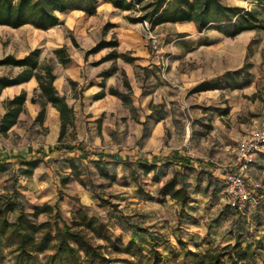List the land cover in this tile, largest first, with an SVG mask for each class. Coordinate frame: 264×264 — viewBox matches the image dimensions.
<instances>
[{
	"label": "rangeland",
	"instance_id": "374dc122",
	"mask_svg": "<svg viewBox=\"0 0 264 264\" xmlns=\"http://www.w3.org/2000/svg\"><path fill=\"white\" fill-rule=\"evenodd\" d=\"M222 1L248 10L258 8L264 17V5L256 0ZM88 9H94V5ZM110 16L123 23L117 29L125 34L124 40L135 41L139 51L147 49L150 56L146 57L151 60L146 64L141 58L125 65L116 78V89L129 101L131 97L143 101L149 96L158 102L155 106L146 103L142 107V103H137L134 107L131 100L124 106L123 113L128 110L126 116L110 114L95 118L88 112L92 103L85 97L90 88L99 87L98 74L103 67L96 63L102 55L86 58L85 51L112 31L114 25L105 27ZM123 21L117 13L101 8L95 17L85 11L61 15V26L47 31L32 26L18 29L0 26V58L8 54L21 58L34 49H41L40 62L53 66L57 75L55 85L63 90L64 83L70 90V99L78 101L77 128L73 134L72 129L68 131L64 142L83 144L89 152L129 154L131 160L140 154L151 160L152 155H160L167 149L182 152L185 164L190 167L181 166L177 172L169 168L166 176L173 174L188 186L192 195L189 203L182 207L171 197L160 200L157 192L162 180L140 175L141 182L136 185L130 178L128 165L110 163L100 168L97 160H83L78 158V153L44 155L58 143L59 134L54 133L56 122L48 120L47 115L39 122L26 109L25 116L8 135L0 133V154L5 157L41 154L39 179L48 180L49 184L39 187L30 182L21 176L19 162H14L0 179V192L12 190V179L16 178L18 191L25 195L29 205L36 202H31L35 199L30 197L26 199L28 194L23 193L24 188L43 191L45 201L47 196L54 197L53 205L58 207L61 202V205L79 203L81 184L91 188L103 185L104 200L88 206L89 215L109 222L106 235L113 239L121 236L127 243L133 235L131 225H138L142 231L137 237L153 235L161 251L180 250L179 240L187 242L190 249L208 251L234 244L240 233L244 245L258 239L264 245V153L258 156L250 175V183L260 185L261 202L248 203L242 209L230 208L221 174L233 168L237 140L255 126H264V30L228 38L215 32L199 33L193 24L169 23L152 30L148 22L130 26ZM59 47L66 48L73 63L60 62L55 53ZM242 67L243 72L236 74ZM19 71L0 67V76L15 75ZM63 72L69 76L65 78ZM226 73L230 74L227 79ZM27 87L38 98L32 86ZM8 99L3 94L1 111L5 110ZM149 109L153 116L159 112L165 117H149L145 113ZM161 120L165 122L164 135L154 144V126ZM142 124L147 126L143 133ZM137 187L141 195L136 193ZM59 209L64 217L66 211ZM0 264L12 262L5 256ZM251 264H264V250L257 252Z\"/></svg>",
	"mask_w": 264,
	"mask_h": 264
},
{
	"label": "trees",
	"instance_id": "16d2710c",
	"mask_svg": "<svg viewBox=\"0 0 264 264\" xmlns=\"http://www.w3.org/2000/svg\"><path fill=\"white\" fill-rule=\"evenodd\" d=\"M99 1L0 0V26L14 29L32 26L47 31L61 25L60 15L85 11L93 16ZM104 1L129 11L126 19L130 23L148 22L152 30L163 24L179 22H193L199 33L216 30L232 38L245 31L264 30V17L260 9L248 10L242 6L226 4L222 0ZM256 1L259 5H264V0ZM91 5H94V9L89 10ZM118 45L117 39H102L86 52V57ZM41 53V49H34L21 58L13 54L0 58V67L20 69L15 75L0 76V99L5 89L37 80L38 88L35 92L38 93V98L34 96L32 101L40 103L41 111L36 120L44 121L49 104L56 108L60 114L59 142L62 143L70 129L74 133L77 115L74 107L69 105L66 95L60 94L56 88L57 76L53 66L41 64ZM55 53L64 65L72 60L65 47L57 48ZM119 57L116 51H112L96 64L117 60ZM243 68L237 70L236 74H241ZM117 70V67H112L101 76L108 78ZM229 76L226 73L225 78ZM125 84H128L127 81ZM102 86L105 87V83ZM112 94L117 93L112 90ZM103 96L105 94L98 98ZM27 100L28 92L22 90L5 101V112L0 118L2 135H8L19 123ZM69 149L82 150L80 146ZM42 161L37 156L28 159L20 155L5 157L0 154V179L14 162L21 165V176L31 178ZM71 164L75 169L76 164L73 161ZM141 166L145 174L154 169L143 163ZM181 166L190 167L184 161ZM154 180L158 181L156 177ZM17 181L16 178L12 179V190L0 192V259L8 256L12 264H251L256 259L257 252L264 250L261 239L244 245L243 234L240 233L234 244L217 246L208 251L190 249L183 240H179L180 250L161 251L160 243L153 235H150L151 238L137 237V233L142 231L137 225L131 226L133 235L125 243L121 236L113 239L106 235L109 222L90 216L83 209L73 212L72 220L68 222L55 205H29L18 191ZM159 194L171 197L182 207L192 198L188 186L177 176L166 180L159 189ZM43 216L47 219L43 220Z\"/></svg>",
	"mask_w": 264,
	"mask_h": 264
},
{
	"label": "crops",
	"instance_id": "0c3cea01",
	"mask_svg": "<svg viewBox=\"0 0 264 264\" xmlns=\"http://www.w3.org/2000/svg\"><path fill=\"white\" fill-rule=\"evenodd\" d=\"M128 1H132V0H128ZM101 8H107L110 10L111 13H117L118 15L121 16V19L123 18V20H124L123 22L129 24L130 26H136V25L141 24V23H130L126 19V16L128 14H130L129 11H125L123 9L116 8L111 2H107L104 0H100L97 3L96 13L92 17H95L98 14H100ZM106 22H107L106 26H105L106 28L108 27L109 24L114 25V27L112 28L111 32L108 31L109 33H106L104 39L105 40L117 39V41L119 42L118 47H116V48H105L96 54L89 55L88 57H86V52L90 49H88V50L86 49L85 57L89 58V57L95 56V55H102V57L99 59V61H100L102 58H104L105 56L110 54L112 51H116L120 55V57L117 60H109V61H106V62H103L100 64V66H102L103 69H101V71L98 74V78L101 79V81H98V83H97V84H99V87H98V89H94V90H92V88H90L88 90V94L85 97L86 101L88 100L89 103H92L89 106L90 108H89L88 112H91L95 118H99L103 115H110V114H115L118 117H123V116H126L128 114V110L127 111L125 110L126 112L123 113L124 112L123 111L124 106L129 105L128 103L131 100H132V106H134V107L137 106L136 105L137 103L138 104L142 103V105H141L142 107H144L146 103H148V105L152 104L155 106V104H157L158 101H156V100L153 101V99L149 96H146L145 98H143L144 99L143 101H138L132 97H131V100L129 101V99L127 97L120 96V92L116 89V80H117L116 78L119 75L120 71L122 69H125V65H131L133 63H136L141 58H142V61H144L146 64H150L151 63V60L149 57L150 52L147 49L139 51L140 49H138L137 43L135 41L127 43L124 40L125 34L118 32V29H117L118 28L117 26L122 25L123 23H119V21H116L111 16L108 18V20ZM167 24H169V23H167ZM177 24H193L196 27V25L193 22H179ZM163 25H165V24H163ZM214 32L216 34H218L219 36L228 37L225 34H222L216 30H207L203 33H214ZM246 32H250V31H245V32L241 33L240 35H242ZM240 35H238V36H240ZM135 38H138V37H135ZM228 38H232V37H228ZM234 38H236V37H234ZM128 52H130V54H128ZM144 55H145V57H143ZM147 55H149V56L146 57ZM71 63H73V62H71ZM143 66H145V65H143ZM112 67L118 68L116 73H114L112 76H110L108 78H104L103 76H101V74L104 71H106ZM62 75L66 78V76H69V73L67 74V72L66 73L63 72ZM56 81H57V79H56ZM102 83H105V87L102 86ZM127 83H128V81H127ZM28 84H30L32 86V91L38 88V82H37V80L34 79L28 83L7 88L4 90L3 94H4V96L6 95L7 97L9 96V98H13L15 95H18L22 90H26L28 92V100H27L25 109L30 112L32 117L37 118L38 114L41 111V105L38 102L34 103L32 101L33 95H32V92L29 91V87H27ZM124 84H125V82H124ZM56 88L58 89L60 94L66 95L69 105L71 107H74V109L76 111V115H77V117H79L78 101H76V99H70V97L68 96V92L70 91L69 88L64 83H63V90L58 88L57 86H56ZM112 90L115 91L117 94H112ZM141 93H142V91H141ZM3 94H2V97H3ZM102 94H105V96L98 98L99 95H102ZM156 108H158V106ZM0 111H1V102H0ZM4 112H5V110L1 111L0 118L4 114ZM145 113H146V115H149V117H156L155 115H159L158 117H161V118L165 117V115H163L162 113H159V112L155 113V115L153 116L152 110H150V109L145 111ZM23 115L25 116V112L21 115L20 119L22 118ZM45 115H47L48 120L53 119L56 122V125H54V133H58L59 134L58 136H60L61 120H60L59 112L56 110V108H54L51 104H49L46 108ZM145 122L146 121H144L143 123H145ZM164 123H165L164 120H161V121L156 122V124L154 126L153 136H152V140L154 141V144H156V142H158L157 140L164 135V129H165ZM146 127L147 126L145 124L141 125V133L144 132ZM76 128H77V121H76ZM72 146H76V147L80 146L82 150L76 149L74 151H70L69 148ZM55 148H57L59 150H55ZM56 152H65L67 154L78 153L77 156H78V158H81V159L93 158L94 160H97L96 165L99 166L100 168H103L104 164H110V163H118L121 165L122 164L128 165V167L130 168V178H132L133 182L136 185H138L141 182V178L139 177L140 175L145 176V177L146 176L147 177L152 176V180H154L155 177L158 179V181L162 180V184H160L159 189L161 188V186L164 184V182L166 180H168L174 176L173 174L171 176H166L167 169L170 168L172 170H176L175 172H177L178 170L181 169V164L184 161V159H183L184 154L182 152L172 151L171 149H167V150L163 151V153H161L160 155H152L151 160H149L148 158H145L141 154L139 156H137L134 160H131L130 159L131 155H129V154H122L121 152L114 153V154L107 153V152L96 153L95 151L89 152L87 149H85L83 147V144H77V143H73V142H62V143H60L59 140H58V143L56 145H54L53 147H51L50 151L48 153L45 152L44 155H48V154L56 153ZM40 155L41 154H38V156L36 155L37 158H41V157H39ZM179 157L181 158L180 160L178 159ZM27 158L31 159L32 157H27ZM42 162L39 164L38 168L35 170L33 176L31 178H26L27 180H29L32 183H37L39 185V187L48 186V184H49L48 180L39 179V176H40L39 171L42 170V166H41ZM141 163H143L144 165H147V166H152V167H154V169H152L148 174H145L144 169H142ZM221 174L224 175V173H221ZM223 175H222V177H223ZM105 176L106 175L104 174L103 177H105ZM83 182H85V181H83ZM80 187L82 188V193H80V195H79V197H80L79 203L74 202V203L69 204V205H61V203H62L61 202L58 206V208L60 207L62 209V211H64V210L66 211L63 218L68 222H71L73 212H77V211L83 209L87 212V214H89L90 211H89L88 206L100 204L101 203L100 201L104 200L103 196L105 194L103 192H101V190H104L103 185H98V187L95 186L94 188H91L90 186H87V185L85 186V185L81 184ZM22 191H23V193L28 194L26 199H29V197L35 199V200H31V202H36V203H31L32 205H43V204H50V205L52 204L53 205L56 202V199L54 197H49V196H47L48 199L45 201L44 200V198H46L45 194L43 193V191L41 192L38 189H36V192H33V190H31V189L29 190V188H24ZM136 193L138 195H141V191L138 190V187L136 189ZM21 195L23 198H25V195H23L22 193H21ZM157 196H159L160 200H166V199L170 198L169 196H167V197L161 196L159 194V191L157 192ZM147 197L150 198L149 195H147ZM131 230H132V228H131Z\"/></svg>",
	"mask_w": 264,
	"mask_h": 264
},
{
	"label": "built area",
	"instance_id": "2783aa9c",
	"mask_svg": "<svg viewBox=\"0 0 264 264\" xmlns=\"http://www.w3.org/2000/svg\"><path fill=\"white\" fill-rule=\"evenodd\" d=\"M262 153H264V126H255L250 133L237 140L235 163L233 168L223 175L230 208L242 209L248 203L261 202L263 195L258 192L260 185L250 183V175L258 156Z\"/></svg>",
	"mask_w": 264,
	"mask_h": 264
}]
</instances>
